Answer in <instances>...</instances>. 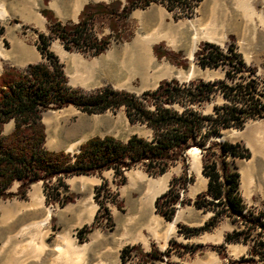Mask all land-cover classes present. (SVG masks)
I'll list each match as a JSON object with an SVG mask.
<instances>
[{
  "label": "rangeland",
  "instance_id": "rangeland-1",
  "mask_svg": "<svg viewBox=\"0 0 264 264\" xmlns=\"http://www.w3.org/2000/svg\"><path fill=\"white\" fill-rule=\"evenodd\" d=\"M119 1L124 2V0ZM48 4L50 0H0V7L5 12V18L0 19V52L5 55L13 54L0 59V74L5 67L23 69L28 64L45 62L36 44L38 34H47V20L40 11L48 9ZM66 18V16L62 17V21L64 22ZM98 30L100 35L111 34L108 23L99 26ZM149 34L157 38L149 45L153 68L166 65L172 68V74L145 86H141L138 78L120 79L121 62L126 60L132 50L133 42ZM193 36L197 38V41L189 57ZM121 38L123 40L120 42L111 41L106 51L97 57H84L77 52H67L57 40L50 41L48 50L62 64L67 84L73 87L77 79L84 80L85 87L73 88H80L85 92L109 87L139 95L154 89L162 80L172 79L180 83L194 79L223 80L229 86L253 82L254 88L250 93L264 106V0H202L193 8L189 18L184 17L178 20H173L172 14L166 12L161 6L135 10L128 16ZM203 42L218 43L222 49L231 46L241 56L245 66L253 69L254 73L250 75L245 70L242 74L244 80L235 78L229 81L224 78V71L220 68L201 69L195 64L193 54ZM153 47H157L159 53L170 52L179 53V55L176 58L170 56L169 59L157 58ZM183 62L185 66L176 65ZM76 67L78 73L74 72ZM178 72H182L181 77H177ZM238 97L241 96L231 93L230 98L225 99L222 97V92L218 91L214 94L212 101L206 104L203 112L210 113L213 105L220 107L236 101ZM41 122L45 128V148L54 151L63 150L69 154L77 153L80 144L95 136H111L121 141H125L132 135L145 139L151 137V132L144 126L131 125L122 109L87 115L68 106L43 112ZM12 126V122L5 124L3 133L10 132ZM224 141L238 144L242 148L240 153L247 154L244 158L232 156L227 158L231 170L238 175V192L246 210L253 215L264 213V116L248 117L240 128L232 127L221 131L217 142ZM194 156L198 157V165L194 164ZM194 156L188 151L185 153L186 174L193 180L182 193L183 199L188 202H192L195 198L191 190L196 188L199 190L201 187V177L197 173L199 170L201 174V154ZM247 165L254 168L248 174V183H244L242 179ZM182 169V164L178 162L155 178L145 174L139 167L125 171L123 179L114 177L112 171H104L100 175L93 176H71L65 178L64 183L67 194L72 197V200L64 205L58 202L46 205L41 182L32 184L26 191L24 199L14 197L0 200V264H3L5 260H10L12 264H174L168 261L176 255L173 250L169 256L162 255V260L148 261L142 255L151 251L162 254L172 246L169 244L170 240L175 241L181 237L184 241H188L185 244L192 245L199 239L198 235L185 239L177 233V224L199 227L205 221L204 219L209 217V213H202L189 204L183 206L176 204L175 212L168 221L157 215L154 212L153 203L148 202L144 216L133 223V229H126L125 218L135 215L134 205L147 192L152 193L166 184L165 190L155 198L164 193L168 189L169 181L179 176ZM132 172H138V175L133 174L131 178L128 177V174ZM167 173L169 174L167 182L161 183L159 179ZM130 180L134 184L131 185L132 187L129 185ZM103 182L109 193L101 200L108 209L110 220L103 219L100 221L101 224L91 232L83 234L82 228L92 224L98 209L93 199L94 188ZM35 185L40 188V193L32 203L33 207L29 209L26 207L31 203L29 193ZM16 188L17 184H14L10 191L15 192ZM23 205L25 208L21 210L20 206ZM91 206H95V209L89 220ZM48 213L47 224L41 229L36 228L35 224ZM155 217L158 220H155ZM174 219L176 220L173 225L174 231L162 248V238L168 229V224ZM224 220L228 221L230 227L242 228V226L231 224L228 219ZM222 222L223 220L216 226L215 234H218L221 226H224ZM25 227L30 228V233L24 238H19L17 233ZM258 231L259 229H256L253 234ZM64 233L69 238L63 235ZM60 236L68 239L69 248H65L63 251L65 254L56 250L58 246L64 248ZM135 238L138 240L134 241ZM248 244L251 246L252 241L249 240ZM124 248L130 249V253L121 258V251ZM223 253V259H225L224 257L227 256L225 244ZM58 257L62 258V263L56 261ZM242 257L250 258L248 252ZM253 259L256 262L254 264H264L257 255L253 256ZM240 264L251 263L241 262Z\"/></svg>",
  "mask_w": 264,
  "mask_h": 264
},
{
  "label": "trees",
  "instance_id": "trees-1",
  "mask_svg": "<svg viewBox=\"0 0 264 264\" xmlns=\"http://www.w3.org/2000/svg\"><path fill=\"white\" fill-rule=\"evenodd\" d=\"M201 1L124 0L122 3L112 0L108 3H87L76 22H61L50 10L42 9L40 13L47 20V34H38L36 48L45 62L28 64L23 69L5 67L0 74V200L24 199L28 188L41 182L45 204L58 202L64 205L72 200L67 194L65 178L112 171L114 177L123 179L125 171L136 167L155 178L180 162L183 168L181 174L173 177L168 189L155 198L154 212L168 221L175 212L176 204H189L202 213H209L199 227L177 224V233L185 239L211 232L224 219L242 228L226 233L223 243L217 246L183 245L170 240L172 246L164 253L151 251L142 255L144 259L162 260L161 256H169L172 250L181 255L182 252L194 253L204 248L215 251L223 259L224 244H247L251 240L250 258L242 257L227 264H254L255 255L264 263V213L253 215L246 210L238 192V175L227 161L229 156L244 158L247 154L240 153L242 148L238 144L213 140L223 130L240 128L248 117L264 116L263 104L250 93L254 88L253 82L229 86L223 80L194 79L180 83L172 79L162 80L154 89L139 95L109 87L85 92L67 84L62 64L48 50L50 41L57 40L67 52L97 57L106 51L111 41L123 40L121 33L132 11L158 5L172 14L173 20H178L189 18L193 8ZM104 23H108L111 34L100 35L98 27ZM153 52L157 58L169 59L179 55L159 53L157 47H153ZM193 56L195 64L201 69L220 68L229 81L235 78L244 80L242 74L245 70L250 75L254 73L231 46L222 49L203 42ZM184 63L176 65L185 66ZM218 91L225 99H229L231 93L241 97L220 107L213 105L210 113H204L206 104ZM68 106L87 115L122 109L131 125L144 126L151 132V137L145 139L132 135L121 141L111 136H95L80 144L74 154L48 150L44 146L46 135L41 115L47 110ZM9 122L13 124L12 129L4 134V125ZM193 148L200 151L201 174L207 179V187L192 202H188L183 199L182 193L193 180L186 174L185 153ZM14 184L17 188L12 192L10 188ZM108 193L105 182L94 188L93 199L98 209L92 224L82 228L83 234L91 232L103 219L110 220L108 209L101 200ZM256 229L259 231L253 234ZM129 253L130 249L124 248L121 258Z\"/></svg>",
  "mask_w": 264,
  "mask_h": 264
},
{
  "label": "bare ground",
  "instance_id": "bare-ground-1",
  "mask_svg": "<svg viewBox=\"0 0 264 264\" xmlns=\"http://www.w3.org/2000/svg\"><path fill=\"white\" fill-rule=\"evenodd\" d=\"M4 18H5V12L0 7V19L2 20ZM180 26L181 25H179V27ZM182 26H183V24H182ZM156 39H157L156 37H153V34H149L148 36L142 38L141 40H135V42H133V45H132L133 47H131L132 50H130L128 56L126 57V60L121 62V66H120V70H119L120 79L123 78V77L127 78V80H130L131 78H138L140 80L141 86H145V85H147L150 82H155V81H157V80H159V79H161V78H163V77H165L167 75H171L172 74L173 70L169 66L161 65V66L157 67L156 69H154L153 66H152L153 58L150 56L149 45L152 42H154ZM196 41H197V38L195 36H193L192 37V47H191V50H190L189 57H191V55H192V51L195 48ZM12 55L13 54H11V53L9 55H5L2 52H0V59L6 58V57H9V56H12ZM181 76H182V72H178V76L177 77H181ZM188 153L194 156V155L198 154V150L196 148H193V149L189 150ZM254 153H255V151H254ZM194 164H196V165L199 164L198 157L194 156ZM253 168H254L253 166L247 165L246 170L243 173L244 177H243L242 181L244 183H248V181H249L248 174H250V171L253 170ZM197 173L202 178L203 182H205L206 179L199 173V170H197ZM133 174L138 175V172H132V173L128 174V177L131 178V176H133ZM168 175H169L168 173L165 174L164 176H162L159 179V181L161 183H166ZM131 181L132 180H130V184H129L130 187H132L131 185H134ZM165 185H163V187L159 188L158 190H156V191H154L152 193L147 192L146 195L142 196L138 200V202L134 205V210L133 211L135 212V215L132 214V215H129L127 218H125L126 219L125 220L126 229L127 228L128 229H133L132 228L133 227L132 226L133 223L137 219H139V218L144 216L145 209H146V207L148 205V202L152 204L153 201H154L155 196L165 190V188H166ZM195 191H196V189H192L191 190V194H194ZM39 193H40V188L38 187V185L33 186L32 187V191H30V193H29V197H30V202L31 203L28 206H26L27 208L30 209V208L33 207L32 203L34 202V200L36 199V197L38 196ZM20 207H21V210L25 208L24 205L20 206ZM94 209H95V206H91V208L89 210V220L92 218V215H93L92 213L94 212ZM48 219H49V213L40 222L35 224V227L41 229L42 226L47 224ZM175 219L168 224V229L166 230V232H165V234L163 236L162 248L165 246L167 239L170 237V235L174 231L173 225H174V223L176 221ZM155 220H158V218L155 217ZM32 227H33V225H32ZM28 233H30V228L29 227H25V228H22L17 233V236H19V238H24ZM60 238L62 239V241L64 243V248H63V246L62 247L58 246L56 248V250L60 251V253L61 252L63 253V251H65V248H69V244H68V239L66 237L60 236ZM137 240L138 239L135 238L134 241H137ZM63 254H65V252ZM58 256H61V255H58ZM3 262H4L3 264H12L10 260H5Z\"/></svg>",
  "mask_w": 264,
  "mask_h": 264
},
{
  "label": "crops",
  "instance_id": "crops-1",
  "mask_svg": "<svg viewBox=\"0 0 264 264\" xmlns=\"http://www.w3.org/2000/svg\"><path fill=\"white\" fill-rule=\"evenodd\" d=\"M111 0H50V4L47 6V10L52 11L54 14V17H56L59 21H62V17L66 16V20L64 22L70 21V22H76L78 14L80 13L83 6L87 3H97V2H108ZM49 3V2H48ZM158 6V5H157ZM156 5H151L148 8H157ZM211 40V38H210ZM214 45L220 46L218 43H212ZM75 73H78L77 67L74 70ZM77 83L73 85V87H85L86 81H80L77 79ZM82 177V176H79ZM76 178V177H75ZM206 179V178H205ZM201 187L198 190L196 188L195 193L192 196H196L201 191H205L207 187V179L205 182L202 181L200 178ZM208 216L206 217V219ZM204 219V220H206ZM204 223V222H203ZM224 226H221L220 231L218 234L214 233L216 230V227L211 232H206L198 235V240L194 241L192 245H202V246H215L223 243L224 235L226 233H230L235 228L230 227V224L227 220H223ZM229 224V225H228ZM190 227V226H188ZM67 238L69 236L67 234H63ZM61 241V240H60ZM176 243L185 244L188 242L187 240L184 241V239L181 237L178 240H175ZM139 242V241H138ZM192 242V241H191ZM163 243V238H162ZM190 245V243H189ZM250 247V245L243 244V243H232V244H225L226 248V257L225 259L220 258V256L210 249H204L202 251H196L194 253L189 252H182L181 255L176 254L174 258H170L168 261H172L174 264H227L228 261H237L240 257L246 256L247 250ZM172 257V256H171ZM62 263V258H58V260Z\"/></svg>",
  "mask_w": 264,
  "mask_h": 264
},
{
  "label": "water",
  "instance_id": "water-1",
  "mask_svg": "<svg viewBox=\"0 0 264 264\" xmlns=\"http://www.w3.org/2000/svg\"><path fill=\"white\" fill-rule=\"evenodd\" d=\"M219 139V137H215V138H213V140H218ZM198 150V149H197ZM198 153H200V151L198 150ZM158 197V196H157Z\"/></svg>",
  "mask_w": 264,
  "mask_h": 264
}]
</instances>
